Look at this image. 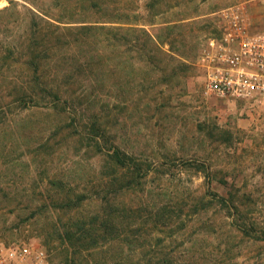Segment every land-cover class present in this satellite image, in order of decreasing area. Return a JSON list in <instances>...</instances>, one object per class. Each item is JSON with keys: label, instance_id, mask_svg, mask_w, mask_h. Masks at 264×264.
I'll return each mask as SVG.
<instances>
[{"label": "rangeland", "instance_id": "obj_1", "mask_svg": "<svg viewBox=\"0 0 264 264\" xmlns=\"http://www.w3.org/2000/svg\"><path fill=\"white\" fill-rule=\"evenodd\" d=\"M104 3L120 10L118 20L116 13L110 17L100 9ZM5 7L8 10L0 13L1 52L27 33L25 8L32 7L62 22L59 26L107 16L125 28L135 27L164 39L162 48L169 56L165 64L157 55L153 64L143 62L141 34H136L133 47L127 45L121 53L134 66L89 72L73 67L77 66L75 60L61 63L65 69L73 65L69 70L75 78L65 86L73 92V106L81 110L83 119L104 130L107 148L116 146L150 168L142 181L143 192L127 193L125 200L137 203L149 190L159 193L158 187H162V193L176 197L186 214L183 205L190 201L207 198L211 192L219 196L231 193L249 218L264 223V103L204 95L197 66L207 39L218 31L221 10L238 9L246 26L261 32L264 0H0V9ZM7 64H0V74L5 76L0 78L2 112L8 116H0V245L40 247L48 264H54L34 222L58 216L65 220L70 211L56 203L76 193L92 196L99 178H109L112 164L91 150L85 153L84 142L54 135L55 128L68 121L52 110L49 95L40 93L33 101L16 102L17 93L4 70ZM36 122L39 129L32 135L27 123ZM46 137L53 146L33 155L30 146ZM203 167H208V179ZM58 178L71 185L63 190L53 187L50 181L57 185ZM220 226L218 221L205 231L210 247L223 240ZM178 244L170 245L177 248ZM241 244L234 262L264 264V246ZM197 264L215 263L209 256Z\"/></svg>", "mask_w": 264, "mask_h": 264}, {"label": "trees", "instance_id": "obj_2", "mask_svg": "<svg viewBox=\"0 0 264 264\" xmlns=\"http://www.w3.org/2000/svg\"><path fill=\"white\" fill-rule=\"evenodd\" d=\"M25 9L29 17L27 33L21 41L6 44L5 50L0 51V64L8 61L4 70L17 93L16 102L33 101L40 93L49 95L52 110L68 121L56 127L54 135L59 133L62 139L76 138L85 143V153L91 150L93 155L105 156L112 164L109 178H99L92 196L86 192L76 193L56 203L65 212L70 211L65 220L57 215L55 220L45 217L42 222L40 218L34 222L54 264H197L202 257L205 260L209 256L215 264H237L234 258L242 242L264 246V223L249 218L231 193L219 196L211 192L207 198L190 201L183 205L187 208L186 214H182L176 197L162 193V187H158L159 193L149 190L137 203L125 200L127 193L143 192L142 181L150 168L143 167L116 146L107 148L104 130L96 122L83 119L81 110L73 106V92L65 87L75 78L70 68L90 72L101 68L120 69L126 64L134 66L129 58H122L121 53L127 45L133 47L138 41L136 34L144 37L143 62L151 65L157 55L165 64L169 56L162 48L164 39L135 27L125 28L107 16L100 21H75L70 22L74 23L71 26H59L62 22L35 8ZM100 9L107 11L110 17L116 13L119 19V9L106 3ZM7 10L2 8L0 13ZM74 60L77 66L69 64L70 67L61 68V63ZM16 65L26 67L19 69ZM1 77L5 78L0 74ZM3 101L4 97L0 96L1 118L8 117L2 112ZM38 124L27 123L31 126L28 133L37 135ZM49 146L53 144L49 145V137H46L30 147L32 154L37 155ZM202 171L208 179V167H203ZM58 179L57 185L50 181L53 187L63 190L71 185L68 180ZM202 215H207L206 220ZM218 221L223 240L210 247L204 234L207 228L217 226ZM174 241L180 247L170 245Z\"/></svg>", "mask_w": 264, "mask_h": 264}, {"label": "built area", "instance_id": "obj_3", "mask_svg": "<svg viewBox=\"0 0 264 264\" xmlns=\"http://www.w3.org/2000/svg\"><path fill=\"white\" fill-rule=\"evenodd\" d=\"M217 33L197 57L202 92L217 98L264 103V31L252 32L238 9L218 13ZM0 264H48L44 250L34 245H0Z\"/></svg>", "mask_w": 264, "mask_h": 264}]
</instances>
